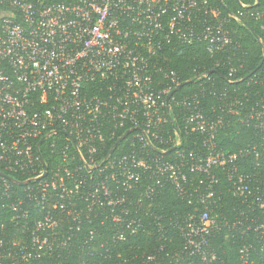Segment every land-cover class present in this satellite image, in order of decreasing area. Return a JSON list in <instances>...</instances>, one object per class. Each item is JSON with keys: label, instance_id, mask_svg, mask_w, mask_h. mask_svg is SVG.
<instances>
[{"label": "built area", "instance_id": "1", "mask_svg": "<svg viewBox=\"0 0 264 264\" xmlns=\"http://www.w3.org/2000/svg\"><path fill=\"white\" fill-rule=\"evenodd\" d=\"M226 22L209 0H0V207L19 228L7 246L0 240V264L61 257L82 235L102 248L144 236V249L118 252L113 264H217L213 242L244 228L220 213L217 170L233 198L254 203L240 216L264 238V220L253 218L264 215V192L240 170L249 157L259 166L260 150L219 152L222 119L204 113L201 92L169 97L179 80L158 62L174 41L205 43L211 55L232 48ZM174 109L202 152L164 133ZM253 118L262 129L264 101ZM124 128L127 152L113 155ZM6 173L21 177L20 192ZM166 186L187 212L155 208ZM239 253L240 264H256L248 247Z\"/></svg>", "mask_w": 264, "mask_h": 264}, {"label": "trees", "instance_id": "2", "mask_svg": "<svg viewBox=\"0 0 264 264\" xmlns=\"http://www.w3.org/2000/svg\"><path fill=\"white\" fill-rule=\"evenodd\" d=\"M49 2H65L67 0H46ZM220 11L221 16L226 17V29L228 30L233 47L221 52L209 54L205 43H196L186 46L178 42H171L163 49L159 65L167 70V74L173 73L183 84L174 94L176 98L201 92V103L204 113L210 117L222 119V124L217 131L215 142L219 152L234 154L244 148H256L261 152L259 166L251 164L249 157L241 165V171L254 174L255 181L264 192V127L258 128V121L249 119V112L259 102L264 101V34L261 26H264V0H209ZM256 14H260L257 18ZM234 70V73H230ZM163 82L166 80L160 75ZM234 103L232 110L238 115H231L229 104ZM178 110L174 109L175 119L164 127V133L173 140L177 133L181 142V149L186 152H202L200 136L184 130L180 121ZM127 131V128L119 130L116 138L110 144L108 150ZM131 136H126L113 150V155L127 152L126 142H130ZM219 183L217 190L221 195V215L230 222H241L243 227H236L232 231L223 229L222 233L213 242V247L220 255L217 264H240L239 250L248 247L250 260L256 264H264V238L247 230L249 217L240 216L249 205L254 206L251 199L244 202L233 198L229 192V182L225 174L215 171ZM16 183L13 189L20 192L23 188L22 179L19 175L6 173ZM155 208H163L171 214L174 211L187 212L189 207L182 202L173 192L172 187L163 188L162 194L155 201ZM250 216V215H249ZM12 213L0 207V240L4 246L19 236V228L10 220ZM247 218V219H246ZM257 220H264V215L254 214ZM105 232L104 228H98ZM82 237L71 244L68 252L61 257H42L37 261L23 264H113L118 252H125L129 247L144 249L146 243L144 236L132 239L128 244H82ZM145 243V244H144ZM92 249L95 253L109 252L112 256L106 259L88 258L87 253ZM124 254V253H123Z\"/></svg>", "mask_w": 264, "mask_h": 264}, {"label": "water", "instance_id": "3", "mask_svg": "<svg viewBox=\"0 0 264 264\" xmlns=\"http://www.w3.org/2000/svg\"><path fill=\"white\" fill-rule=\"evenodd\" d=\"M181 86H183V84L178 85L170 94L169 97L171 95H173ZM129 134V132H126L120 139L117 140V142L114 144V148L117 146V144L125 137ZM0 176H5L4 174L0 173ZM7 177V176H6Z\"/></svg>", "mask_w": 264, "mask_h": 264}]
</instances>
